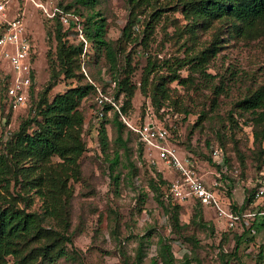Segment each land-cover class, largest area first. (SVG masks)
I'll return each mask as SVG.
<instances>
[{
	"label": "rangeland",
	"instance_id": "1",
	"mask_svg": "<svg viewBox=\"0 0 264 264\" xmlns=\"http://www.w3.org/2000/svg\"><path fill=\"white\" fill-rule=\"evenodd\" d=\"M36 1L65 8L75 0ZM37 2L8 0V16L20 14L25 33L32 40L30 67L34 78L29 100L13 107L6 96V88L15 79L14 71L9 59L0 53V150L19 129L22 120L35 113V100L47 85L51 59L57 56L54 17L47 15ZM79 8L83 18L91 12L105 17L103 35L118 42L117 76L130 75L131 82L136 85L132 106L126 114L129 120L138 127L153 124L156 132L166 131V138L156 137L158 141L173 149L184 164L195 168L237 205L256 210L255 202L264 203V196L258 198L256 194L255 202L247 201L250 189L261 185L259 179L264 164L258 167V145L254 141L250 113L239 110L236 105L248 90L264 85V24L250 36L230 32L222 20L193 25L183 12L180 0H98L93 8L82 5ZM157 10L160 16L155 20L152 13ZM130 22L132 26L127 36L123 31ZM216 37H219L216 53L208 62L195 65L197 59L192 57L211 46ZM66 38L69 42H79L74 35L68 34ZM149 59L155 69L149 75L147 94L142 86ZM79 61L88 79L91 77L100 85L110 81L106 93L115 98L117 83L111 78L104 51L91 44L85 54L83 49ZM175 74L184 80L174 78ZM161 76L165 77L169 97H162L160 102L154 100L152 88ZM74 82V78L62 77L49 92V98L65 91ZM124 94L122 92L118 100L115 98L119 105ZM96 106L94 94L85 97L81 104L85 113L83 138L87 149L80 158L82 179L70 180L73 197L67 234L71 241H67V255L50 264H135L141 246L142 264H163L158 257L161 239L172 245L176 264L186 255L191 259L190 264H196L197 256L204 264H221L220 249L230 252L236 245L234 231L228 229L225 219L213 208L204 206L205 218L211 223L200 225L192 221L197 199L190 195L182 197L173 189L181 180L177 163L162 156L161 148L144 140L141 132L127 123L123 140L117 137L112 122L106 123L110 138L106 155L100 145ZM218 134L224 137L226 146L221 147ZM217 145L221 147L218 160L224 155L230 157L227 166L217 165L212 152V146ZM116 153L119 158L112 164ZM58 160L60 158L54 156V161ZM156 170L168 180L162 184L166 200L182 205L181 229L174 225L170 212L159 204L150 187L151 177L157 176ZM116 175H119L117 180ZM18 188L13 183L9 190L0 185V194L10 197ZM28 193L32 196L28 209L41 211L39 195L34 191ZM26 204L19 196L17 205ZM44 225L61 229L55 220L44 222ZM181 233L195 234L199 239L197 247L193 249ZM262 243L264 227L255 233L254 241L241 244L244 264H254ZM7 261V264H16L11 255Z\"/></svg>",
	"mask_w": 264,
	"mask_h": 264
},
{
	"label": "trees",
	"instance_id": "2",
	"mask_svg": "<svg viewBox=\"0 0 264 264\" xmlns=\"http://www.w3.org/2000/svg\"><path fill=\"white\" fill-rule=\"evenodd\" d=\"M180 2L183 12L192 20L193 25L209 24L212 20H222L230 32L239 36H250L255 33L259 26L264 24V0H180ZM97 3L98 0H75L64 7L66 10L76 11L81 15L91 44L104 51L110 64L111 78L117 83L116 92H114L116 100L119 99L122 92L125 93L120 108L126 115L132 106L136 85L131 82L130 75L117 76L120 50L118 42L108 40L103 35L102 26L106 22L105 17L99 16V12L97 14L91 12L83 18V11L79 8L80 5L93 8ZM152 15L157 20L160 11L157 10ZM54 20L57 56L56 59H51V74L48 83L39 92L38 98L35 100V113L22 120L19 129L0 150V185L5 190H9L12 183L19 187L16 194L10 197L0 194V198H2L0 201V264H7L9 255L14 257L16 264H50L57 258L67 255V241H71L67 232L71 224V201L73 197V186L70 185V180L71 178L82 179L83 170L80 158L87 149L86 141L83 138L85 123V113L81 108L83 99L90 94L95 95L96 116L100 120V145L106 155L110 141L106 123L112 122L117 137L121 140H123L127 127L121 113L115 106L106 102L99 103L95 85L82 71L79 58L83 52V43L69 42L66 38L69 30L59 18H54ZM148 25H150V21ZM131 26L132 22L126 25L123 31L124 35H130ZM217 42H219V37L212 41L211 46L192 57L194 60L197 59L195 65L201 66L204 62L209 61L211 55L216 53ZM154 69L155 64H152V60L149 59L142 86L143 91L147 94V87L149 86L147 82ZM206 75L210 74L207 73ZM32 77L34 78V74ZM62 77L74 78L75 82L65 91L56 93L50 99L49 92ZM173 77L184 80L178 74ZM164 79L165 77L161 76L152 88L155 101L161 102L162 97H169L168 87ZM1 80L2 74L0 73V82ZM109 82L107 80L104 85H100L105 92ZM31 85L27 101L30 98ZM217 86L219 87V85ZM6 96L8 97L7 88ZM236 105L239 110L250 113L254 128V141L258 145V167L261 168L264 164V85L248 90ZM109 113H112L111 118ZM231 117L234 119L232 112ZM218 138L221 147L226 146L224 137L218 134ZM221 147L212 146V152L218 148L221 154ZM54 156H58L60 160L54 161ZM214 157L217 165L221 164L222 167L227 166L231 161L227 155H224L222 160H218L220 155ZM118 158L119 155L116 153L111 159L112 164ZM241 158L242 161L245 160L243 156ZM156 172V178L151 177L150 179V187L153 189L159 204L170 212L174 225L181 229L180 210L182 205L166 200L162 184H166L168 180L163 177L160 171L156 170ZM261 172L263 173L264 170ZM115 178L116 180L119 179V175H116ZM259 183H261L260 179ZM258 187L257 184L250 189L251 195L247 199L248 203L255 202ZM218 190L236 212L254 211L252 210L254 207L247 208L246 205H237L227 193L224 194L220 188ZM31 191L37 193L42 200L41 211L28 209L32 199L28 192ZM19 196L27 202L26 206L17 205ZM194 198L197 199V202L192 221L200 225H209L211 222L205 218L204 206L212 207L202 203L199 198L195 196ZM255 205L257 209L261 206L257 202ZM51 220L57 221L61 229L44 225V222ZM227 227L234 231L236 245L234 250L230 252L223 248L220 249L221 264H244L240 254V246L243 242L250 243L255 240V233L264 227V217L244 218L242 226L234 228L227 224ZM253 227L257 230L255 233L252 232ZM211 229L214 231L215 227L212 225ZM181 234L184 239L192 244L193 249L197 247L199 239L195 234ZM36 242L37 245H35ZM142 256L141 246L135 264H142ZM158 257L161 258L163 264H176L172 245L162 239L158 249ZM195 259L196 264H204L201 257L197 256ZM190 262L191 259L186 255L179 264H190ZM254 264H264V243L259 246Z\"/></svg>",
	"mask_w": 264,
	"mask_h": 264
},
{
	"label": "built area",
	"instance_id": "3",
	"mask_svg": "<svg viewBox=\"0 0 264 264\" xmlns=\"http://www.w3.org/2000/svg\"><path fill=\"white\" fill-rule=\"evenodd\" d=\"M33 1L37 2L36 0ZM37 3L44 9L47 15L59 18L69 30V35H74L79 42L83 43L85 54L88 47L91 45V41L86 34L81 15L72 10H66L57 4L48 6L43 2ZM7 4L8 0H0V53L9 59L14 71L15 79L7 87V94L11 105L17 107L21 104H25L28 99L29 88L32 83L30 58L33 50V43L31 38L25 33L22 16L16 14L9 17ZM89 80L95 85L98 91L97 98L99 103L106 102L115 106L121 113L124 121L134 130L141 132L144 140L161 148L162 156H167L170 161L175 160L181 171V180L177 181L173 187L177 194L182 197L190 195L199 198L202 203L211 206L220 217L225 219L230 227L235 228L242 226V220L244 218H255L256 216L264 217V203H260V200L258 203H260L261 206L257 210L236 212L230 204L225 201L218 188L205 180L195 168L189 164H184L173 149L162 145L158 141L157 138H166V131L156 132L153 128V124L144 126V128L136 126L121 111L120 105L117 103L114 96L106 93L100 84L91 77H89ZM213 154L218 157L220 155V150L215 148ZM260 182L261 185L256 190V196L258 198L264 196V172L262 173ZM215 183L216 182H214V184ZM256 231V228L253 227L252 232L255 233Z\"/></svg>",
	"mask_w": 264,
	"mask_h": 264
}]
</instances>
